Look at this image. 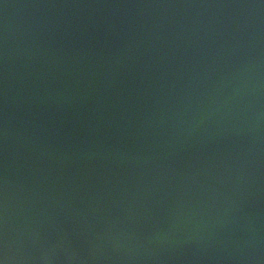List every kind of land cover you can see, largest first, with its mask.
Here are the masks:
<instances>
[{
	"label": "water",
	"instance_id": "obj_1",
	"mask_svg": "<svg viewBox=\"0 0 264 264\" xmlns=\"http://www.w3.org/2000/svg\"><path fill=\"white\" fill-rule=\"evenodd\" d=\"M0 264H264V0H0Z\"/></svg>",
	"mask_w": 264,
	"mask_h": 264
}]
</instances>
